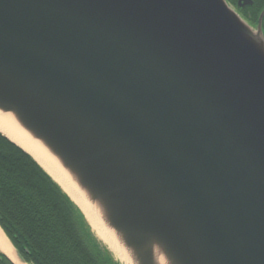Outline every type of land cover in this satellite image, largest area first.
Masks as SVG:
<instances>
[{
  "label": "water",
  "instance_id": "water-1",
  "mask_svg": "<svg viewBox=\"0 0 264 264\" xmlns=\"http://www.w3.org/2000/svg\"><path fill=\"white\" fill-rule=\"evenodd\" d=\"M0 115L117 264H264V30L227 0H0Z\"/></svg>",
  "mask_w": 264,
  "mask_h": 264
},
{
  "label": "trees",
  "instance_id": "trees-1",
  "mask_svg": "<svg viewBox=\"0 0 264 264\" xmlns=\"http://www.w3.org/2000/svg\"><path fill=\"white\" fill-rule=\"evenodd\" d=\"M0 226L30 264H117L63 189L1 133Z\"/></svg>",
  "mask_w": 264,
  "mask_h": 264
},
{
  "label": "bare ground",
  "instance_id": "bare-ground-1",
  "mask_svg": "<svg viewBox=\"0 0 264 264\" xmlns=\"http://www.w3.org/2000/svg\"><path fill=\"white\" fill-rule=\"evenodd\" d=\"M0 129L35 156V158L49 171V173L63 186V188L81 206V208L86 213L89 221L93 225L97 234L105 242H108L112 247H115L116 245L112 236L109 233H107L106 230L103 228L102 224L95 215L94 211L91 208H89V206L83 200V197L73 186L69 178L63 173V171L59 168V166L48 156V154L45 151H43L38 145H36V143L31 141L21 131L15 129L11 125V122L8 123V121L5 118H3L2 115H0ZM0 249L6 251L10 256L13 257V250L9 246L1 230H0Z\"/></svg>",
  "mask_w": 264,
  "mask_h": 264
},
{
  "label": "flooded vegetation",
  "instance_id": "flooded-vegetation-1",
  "mask_svg": "<svg viewBox=\"0 0 264 264\" xmlns=\"http://www.w3.org/2000/svg\"><path fill=\"white\" fill-rule=\"evenodd\" d=\"M228 3L251 25L264 30V0H227ZM0 264H7L6 261Z\"/></svg>",
  "mask_w": 264,
  "mask_h": 264
}]
</instances>
